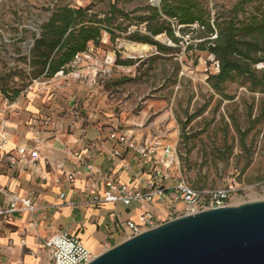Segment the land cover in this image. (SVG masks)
I'll list each match as a JSON object with an SVG mask.
<instances>
[{
    "label": "rangeland",
    "instance_id": "374dc122",
    "mask_svg": "<svg viewBox=\"0 0 264 264\" xmlns=\"http://www.w3.org/2000/svg\"><path fill=\"white\" fill-rule=\"evenodd\" d=\"M155 1L159 3V0H0V105L18 101L33 88L48 86L55 80L57 75L49 80H34L14 100L1 93L4 89L11 94L10 90L25 82L23 73L12 78L9 75L14 71L28 72L24 56L53 9L88 7L89 12L101 16L114 4L134 18L145 14L149 6H155ZM198 1L214 18L217 11L227 12L238 0ZM262 7L264 0H250L246 10L252 13ZM127 24L125 21L124 25ZM128 30L144 32V25H132ZM175 36L180 40L178 50L160 55L151 46L123 38L111 43L108 35L103 34L100 45L90 43L87 53L78 56L63 76L70 78L73 95L86 92L90 82L97 86L103 109L117 121L119 130L138 143L168 146L172 152L168 175L173 184L182 182L199 190L232 185L236 189L232 205L264 200V94L249 91L241 80L227 83L223 93L215 92L207 83L208 76L218 71L213 57L188 49L190 43L199 42L191 31L182 34L176 29ZM156 40L176 46L165 35ZM116 58L130 60L131 65H116ZM261 68L264 65L256 66ZM58 79L60 87H66L61 75ZM56 91L60 89L56 87Z\"/></svg>",
    "mask_w": 264,
    "mask_h": 264
},
{
    "label": "crops",
    "instance_id": "0c3cea01",
    "mask_svg": "<svg viewBox=\"0 0 264 264\" xmlns=\"http://www.w3.org/2000/svg\"><path fill=\"white\" fill-rule=\"evenodd\" d=\"M58 75L66 87H60ZM35 89L0 105V207L12 195L30 198L36 206L32 213L0 218V264H52L44 243L63 232L96 257L126 239V222L144 229L146 216L154 226L182 216L184 204L171 189L169 175L163 193L150 202L93 204L91 195L103 194L110 181L150 192L151 164L131 151L112 156L117 144L110 134L123 131L103 109L92 82L86 92L73 95L70 78L59 73L48 86ZM19 149L37 157L21 160ZM67 175L73 176L71 182Z\"/></svg>",
    "mask_w": 264,
    "mask_h": 264
},
{
    "label": "trees",
    "instance_id": "16d2710c",
    "mask_svg": "<svg viewBox=\"0 0 264 264\" xmlns=\"http://www.w3.org/2000/svg\"><path fill=\"white\" fill-rule=\"evenodd\" d=\"M250 0H238L227 12L211 13L198 0H159L158 6H149L145 14L134 18L130 12L119 10L112 4L101 16L89 12L88 7L60 6L53 9L41 25L38 36L24 56L28 72H13L9 76H25L20 87L1 93L14 100L19 92L34 80L52 79L57 74H67L75 59L86 54L91 43L100 45L103 34L114 43L123 38L129 42L151 46L160 55H169L178 50L175 31L195 34L197 43H190L189 50L206 52L217 63L216 74L209 75L207 83L217 93L224 86L241 80L251 92L264 94V7L247 13ZM132 20L135 22L132 24ZM127 21L128 24L124 25ZM144 25V32L129 31L130 26ZM196 25L197 29L192 27ZM165 35L176 46L160 43L156 37ZM116 65L129 66L130 60H115ZM264 111V109H263Z\"/></svg>",
    "mask_w": 264,
    "mask_h": 264
},
{
    "label": "water",
    "instance_id": "95a60500",
    "mask_svg": "<svg viewBox=\"0 0 264 264\" xmlns=\"http://www.w3.org/2000/svg\"><path fill=\"white\" fill-rule=\"evenodd\" d=\"M88 264H264V200L179 216Z\"/></svg>",
    "mask_w": 264,
    "mask_h": 264
},
{
    "label": "built area",
    "instance_id": "2783aa9c",
    "mask_svg": "<svg viewBox=\"0 0 264 264\" xmlns=\"http://www.w3.org/2000/svg\"><path fill=\"white\" fill-rule=\"evenodd\" d=\"M110 139L117 144V148L112 152L113 157H121L123 152L131 151L139 155L145 164H151L150 179L154 182V185L150 192L142 193L132 187L110 181L106 184V190L103 194L91 195V202L93 204L100 202L122 203L128 206L136 201L150 202L155 195H161L165 188V181L168 178V169L172 163L170 160L171 149L168 146L158 144L138 143L124 132H113L110 134ZM158 150L161 151V155H158ZM18 154L21 160L37 157L36 152H26L24 149H19ZM10 160L12 161L13 159L11 158ZM66 177L70 182L73 180L72 175H67ZM171 189L184 204L182 216L231 206V200L236 191L232 185L227 188L199 190L182 182H176ZM35 210L36 206L30 198H19L16 195H12L8 205L0 207V218L4 219L13 214H21L23 212L32 213ZM143 223L146 227L144 229L133 222H126L125 226L129 230L126 239L155 227L153 220L149 216L143 218ZM44 247L52 264H88L94 258L82 246L81 242L69 232L50 237L45 241Z\"/></svg>",
    "mask_w": 264,
    "mask_h": 264
}]
</instances>
